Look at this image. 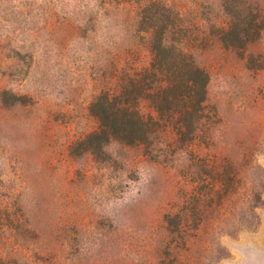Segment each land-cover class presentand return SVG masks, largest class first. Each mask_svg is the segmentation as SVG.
Here are the masks:
<instances>
[{
    "label": "rangeland",
    "instance_id": "obj_1",
    "mask_svg": "<svg viewBox=\"0 0 264 264\" xmlns=\"http://www.w3.org/2000/svg\"><path fill=\"white\" fill-rule=\"evenodd\" d=\"M152 27L206 70L199 117L90 149ZM0 264H264V0H0Z\"/></svg>",
    "mask_w": 264,
    "mask_h": 264
},
{
    "label": "trees",
    "instance_id": "obj_2",
    "mask_svg": "<svg viewBox=\"0 0 264 264\" xmlns=\"http://www.w3.org/2000/svg\"><path fill=\"white\" fill-rule=\"evenodd\" d=\"M173 25L179 28L177 22ZM149 29L157 33L151 34L149 64L123 70L119 91L102 92L90 105V112L98 121L97 129L86 136L90 149L99 148L111 139L125 144L143 143L164 116L178 115L179 133L183 127L190 129L199 117L208 80L206 70L178 43L167 39L166 27ZM250 33L253 37L256 34L245 32L246 36ZM221 37L223 41L227 39L225 33ZM142 99L149 102L155 116L141 112Z\"/></svg>",
    "mask_w": 264,
    "mask_h": 264
}]
</instances>
